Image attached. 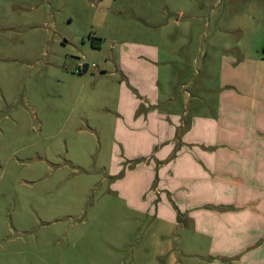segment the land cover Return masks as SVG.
<instances>
[{"label":"rangeland","instance_id":"rangeland-1","mask_svg":"<svg viewBox=\"0 0 264 264\" xmlns=\"http://www.w3.org/2000/svg\"><path fill=\"white\" fill-rule=\"evenodd\" d=\"M150 46L213 107L226 68L264 58V0H0V264L162 263L160 221L112 188L125 66Z\"/></svg>","mask_w":264,"mask_h":264},{"label":"crops","instance_id":"crops-1","mask_svg":"<svg viewBox=\"0 0 264 264\" xmlns=\"http://www.w3.org/2000/svg\"><path fill=\"white\" fill-rule=\"evenodd\" d=\"M137 57L119 97L114 138L127 163L112 188L160 221V264H181L183 252L188 264H264V58L226 68L211 107L171 92L158 47Z\"/></svg>","mask_w":264,"mask_h":264},{"label":"built area","instance_id":"built-area-1","mask_svg":"<svg viewBox=\"0 0 264 264\" xmlns=\"http://www.w3.org/2000/svg\"><path fill=\"white\" fill-rule=\"evenodd\" d=\"M88 68V65L87 64H79V71H82V70H86Z\"/></svg>","mask_w":264,"mask_h":264}]
</instances>
